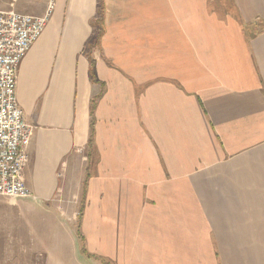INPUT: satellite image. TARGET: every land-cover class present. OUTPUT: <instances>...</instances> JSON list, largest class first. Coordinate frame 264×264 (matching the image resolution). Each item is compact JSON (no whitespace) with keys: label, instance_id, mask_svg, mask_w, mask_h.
<instances>
[{"label":"crops","instance_id":"obj_1","mask_svg":"<svg viewBox=\"0 0 264 264\" xmlns=\"http://www.w3.org/2000/svg\"><path fill=\"white\" fill-rule=\"evenodd\" d=\"M50 1L0 11L41 17ZM53 5L17 68L31 197H0V227L42 229L17 258L264 264V0ZM65 198L85 251L73 220L44 229Z\"/></svg>","mask_w":264,"mask_h":264},{"label":"built area","instance_id":"obj_2","mask_svg":"<svg viewBox=\"0 0 264 264\" xmlns=\"http://www.w3.org/2000/svg\"><path fill=\"white\" fill-rule=\"evenodd\" d=\"M53 8L51 0L41 17L0 11V197H31L22 172L32 128L24 122L17 103V68L42 35Z\"/></svg>","mask_w":264,"mask_h":264},{"label":"rangeland","instance_id":"obj_3","mask_svg":"<svg viewBox=\"0 0 264 264\" xmlns=\"http://www.w3.org/2000/svg\"><path fill=\"white\" fill-rule=\"evenodd\" d=\"M3 200H17V199H10V198H4L2 197ZM65 203L57 210L56 213H52L49 214L48 217V222L52 223L51 226H49V223L47 224L48 226H46L44 229L47 231H51L55 228V221L59 220L63 223H67V222H71L73 220V225L76 227V235L80 240V245L81 246V250L85 251V244L83 242V240L81 239V235H80V228H79V210H78V205H74L72 204V201H76L74 200V198H65ZM8 217H10L12 214H5ZM2 217L3 213H2ZM5 218V217H4ZM62 223V224H63ZM1 227H0V246L1 248H7L10 249L9 251L7 250V254H3V256L6 257V259L4 260H0V264H75L76 261L74 260H64L62 259L63 257L58 255V254H54V253H49L47 257H39L36 256L35 259L33 260H24V259H18L17 257L19 255H17L18 249L21 248V245H19L21 243V241L23 240V237H21V234L23 232H26L27 234V239L31 242V241H35L36 243H39L40 239H41V231L42 229H39L38 226H36L37 224H32V227L30 228H25L23 227V223L22 222H14V221H6L2 220L1 223ZM59 230L63 231L64 234H62V236L65 239H70L73 234L71 233V230L68 229H63L62 225H59L58 227ZM57 233L56 230L52 231V234ZM29 248L32 249V244L29 243Z\"/></svg>","mask_w":264,"mask_h":264},{"label":"trees","instance_id":"obj_4","mask_svg":"<svg viewBox=\"0 0 264 264\" xmlns=\"http://www.w3.org/2000/svg\"><path fill=\"white\" fill-rule=\"evenodd\" d=\"M91 130H92V127H91ZM92 143V139L90 138L89 139V145ZM80 217H81V211H79V221H80Z\"/></svg>","mask_w":264,"mask_h":264}]
</instances>
